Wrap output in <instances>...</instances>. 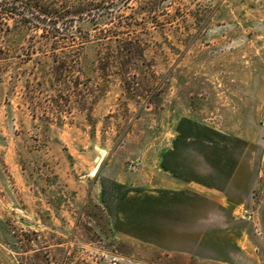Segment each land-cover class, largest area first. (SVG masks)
Returning <instances> with one entry per match:
<instances>
[{"label": "rangeland", "instance_id": "1", "mask_svg": "<svg viewBox=\"0 0 264 264\" xmlns=\"http://www.w3.org/2000/svg\"><path fill=\"white\" fill-rule=\"evenodd\" d=\"M176 146L228 167L218 258L117 225ZM0 264H264V0H0Z\"/></svg>", "mask_w": 264, "mask_h": 264}, {"label": "crops", "instance_id": "2", "mask_svg": "<svg viewBox=\"0 0 264 264\" xmlns=\"http://www.w3.org/2000/svg\"><path fill=\"white\" fill-rule=\"evenodd\" d=\"M181 149L176 146L165 156L163 176L168 178L160 187H152L144 196L129 195L122 202L117 225L133 240L218 258L222 253L205 250L210 242L216 241L214 247L223 249L228 241L224 232L212 229L222 223L217 216L226 219L233 209V190L228 191L224 183L227 173L218 171L228 167L226 163L214 167L196 156L183 157Z\"/></svg>", "mask_w": 264, "mask_h": 264}]
</instances>
